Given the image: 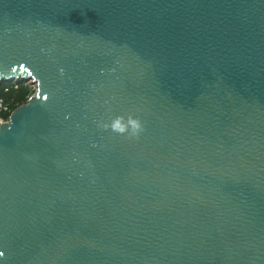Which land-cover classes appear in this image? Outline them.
<instances>
[{
  "label": "water",
  "instance_id": "obj_1",
  "mask_svg": "<svg viewBox=\"0 0 264 264\" xmlns=\"http://www.w3.org/2000/svg\"><path fill=\"white\" fill-rule=\"evenodd\" d=\"M0 264H264V0H0Z\"/></svg>",
  "mask_w": 264,
  "mask_h": 264
},
{
  "label": "built area",
  "instance_id": "obj_2",
  "mask_svg": "<svg viewBox=\"0 0 264 264\" xmlns=\"http://www.w3.org/2000/svg\"><path fill=\"white\" fill-rule=\"evenodd\" d=\"M21 84L22 83L17 82V83H14L13 85H8L5 82H1L0 81V123L7 121L10 113L16 108V107L15 108L13 107L12 101H6L1 94L2 93H7V92H9L12 89L13 90L14 89H18V87ZM23 84H29V83H23ZM29 85L32 86L31 84H29ZM32 88L34 90L33 86H32Z\"/></svg>",
  "mask_w": 264,
  "mask_h": 264
},
{
  "label": "trees",
  "instance_id": "obj_3",
  "mask_svg": "<svg viewBox=\"0 0 264 264\" xmlns=\"http://www.w3.org/2000/svg\"><path fill=\"white\" fill-rule=\"evenodd\" d=\"M21 83V82H19ZM12 85V84H11ZM34 92L32 86L29 87L28 84H21L18 89H12L7 93H2L1 95L5 97L6 101H12L13 107L20 106L24 104L28 97Z\"/></svg>",
  "mask_w": 264,
  "mask_h": 264
},
{
  "label": "rangeland",
  "instance_id": "obj_4",
  "mask_svg": "<svg viewBox=\"0 0 264 264\" xmlns=\"http://www.w3.org/2000/svg\"><path fill=\"white\" fill-rule=\"evenodd\" d=\"M6 84H8V85H13L14 83H10V82H5ZM29 85V84H28ZM29 87H31L30 85H29ZM3 98H5V97H3Z\"/></svg>",
  "mask_w": 264,
  "mask_h": 264
},
{
  "label": "bare ground",
  "instance_id": "obj_5",
  "mask_svg": "<svg viewBox=\"0 0 264 264\" xmlns=\"http://www.w3.org/2000/svg\"><path fill=\"white\" fill-rule=\"evenodd\" d=\"M10 83H17V82H15V81H10ZM21 83H25V82H21Z\"/></svg>",
  "mask_w": 264,
  "mask_h": 264
}]
</instances>
